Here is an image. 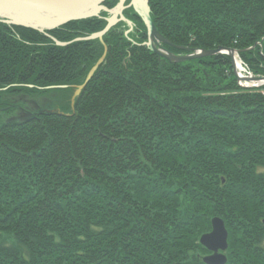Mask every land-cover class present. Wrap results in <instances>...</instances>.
Listing matches in <instances>:
<instances>
[{"label": "trees", "instance_id": "obj_1", "mask_svg": "<svg viewBox=\"0 0 264 264\" xmlns=\"http://www.w3.org/2000/svg\"><path fill=\"white\" fill-rule=\"evenodd\" d=\"M149 7L166 51L233 49L264 76V0ZM123 15L103 41L106 11L46 31L0 21V264H206L214 217L226 264H264V86L241 85L226 53L159 55ZM50 93L38 111L21 100Z\"/></svg>", "mask_w": 264, "mask_h": 264}, {"label": "water", "instance_id": "obj_2", "mask_svg": "<svg viewBox=\"0 0 264 264\" xmlns=\"http://www.w3.org/2000/svg\"><path fill=\"white\" fill-rule=\"evenodd\" d=\"M107 0H0V21L10 25H19L37 29L39 31L52 30L62 26L70 21L87 19L99 16L101 11H107L112 16L107 18V26L100 32L93 34L92 38H99L103 41V35L114 26L119 20L125 19L123 10L126 8L125 2L127 0H118L119 3L113 9H109L104 5ZM128 6H133L134 9L143 18L148 29V42L147 44L151 49L159 55L175 61H186L189 59L198 58L201 56L221 53L223 48H218L211 51H200L188 55H176L169 51L163 50L160 42H167L156 29L150 15L149 0H129ZM29 9L35 13L45 14L49 13L46 18H36L34 21L17 20L18 18L12 16L16 12ZM120 17V18H119ZM130 25L132 23L128 21ZM160 41V42H159ZM161 46V47H160ZM227 53L231 56L232 62H235V50L228 49ZM107 53L105 46L104 53L98 59L96 64L91 68L86 81L83 85L79 86L77 93L88 83L97 68L103 63ZM253 82H260L264 80L261 76L248 77ZM200 243L205 246L211 254L204 257L206 264H226L227 256L225 251L228 249V231L226 229L223 219L214 217L212 219V230L203 234L200 238Z\"/></svg>", "mask_w": 264, "mask_h": 264}, {"label": "rangeland", "instance_id": "obj_3", "mask_svg": "<svg viewBox=\"0 0 264 264\" xmlns=\"http://www.w3.org/2000/svg\"><path fill=\"white\" fill-rule=\"evenodd\" d=\"M127 1H129V0H127ZM126 1V2H127ZM106 2V1H105ZM104 2V3H105ZM126 2H125V4H126ZM119 3V2H118ZM117 3V4H118ZM130 4V1H129V3H128V5ZM105 5V4H104ZM128 5H126V7H129ZM106 6V5H105ZM117 6V5H116ZM115 6V7H116ZM107 7V6H106ZM115 7H112V8H109V9H113V8H115ZM133 7V6H132ZM134 8V7H133ZM102 12V11H101ZM107 12V11H106ZM101 14V13H100ZM110 14V13H109ZM139 14V13H138ZM150 15H151V13H150ZM100 16V15H99ZM112 15L110 14V16H108V17H106V19L107 18H110ZM124 16V15H123ZM0 18H2V19H7L6 17H0ZM120 18V17H119ZM122 20H126V18L125 19H122ZM120 21V20H119ZM67 24V23H66ZM107 24H108V21H107ZM65 25V24H64ZM63 26V25H62ZM107 26V25H106ZM60 27V26H59ZM160 42V41H159ZM160 45L162 46V42H160ZM160 46V47H161ZM164 50V49H163ZM226 50H228V49H225V50H222V52L221 53H226V54H228L227 53V51ZM201 50H198V51H196V52H200ZM196 52H194V53H196ZM104 53V52H103ZM235 56L237 55L238 56V51H236L235 50ZM230 56V55H229ZM239 58V57H238ZM105 60V59H104ZM239 60H240V62H241V69H239V68H236V66H237V63H236V58H235V62H233V65H234V72H235V74H236V76H237V78H238V81L240 82V84L241 85H243V86H245V87H259V86H264V80H262V83H256V82H253V81H251L248 77H252V76H255V75H253L252 73H250L248 70H247V68L243 65V63H242V60L239 58ZM261 77H264V76H261ZM89 82V81H88ZM253 82V83H252ZM54 94L55 93H50V94H48V95H44V96H38V97H22L21 98V100L22 101H24V102H26V104H28L29 105V107L32 109V110H36V111H38V109H40V108H46V107H48L49 105H51V103H52V100H53V98H54ZM27 105L26 106H24L23 107V110H25V111H27V110H29L30 108H29ZM20 110V109H19ZM17 116H21V117H24V116H26V113H24V112H21V111H19V113H18V115ZM210 254H211V251H210ZM207 256V255H206Z\"/></svg>", "mask_w": 264, "mask_h": 264}, {"label": "bare ground", "instance_id": "obj_4", "mask_svg": "<svg viewBox=\"0 0 264 264\" xmlns=\"http://www.w3.org/2000/svg\"><path fill=\"white\" fill-rule=\"evenodd\" d=\"M49 14V13H48ZM48 14L47 13H45V14H40L39 12L38 13H35L34 11H30L29 9H25V10H21V11H19V12H16V13H14V14H11L12 16H14V17H16V18H18L17 20H29L30 22H32V21H34V19H36V18H46L47 16H48ZM235 58H236V63H237V66H236V68H239V69H241V62H240V60H239V58H238V56L236 55L235 56ZM253 83V82H252ZM256 83H259V82H256ZM86 86V85H85Z\"/></svg>", "mask_w": 264, "mask_h": 264}]
</instances>
